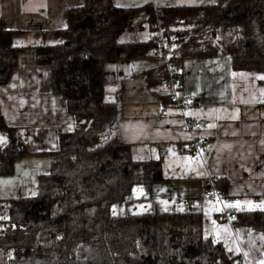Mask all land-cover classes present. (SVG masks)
<instances>
[{"label":"trees","instance_id":"obj_1","mask_svg":"<svg viewBox=\"0 0 264 264\" xmlns=\"http://www.w3.org/2000/svg\"><path fill=\"white\" fill-rule=\"evenodd\" d=\"M140 10L149 14L154 29L152 5L125 8L113 0H85L69 9L64 28L46 33L52 43L37 47L36 60L51 67L52 91L66 101L75 127L61 133L37 193L7 202L0 264L229 263L223 243L205 235L201 211H119L135 185L164 180L161 160L134 159L131 145L119 136L122 88L112 98L103 71L107 60L158 55L155 35L148 42L118 40L133 28ZM158 11L178 69L188 58L228 55L234 70L264 73V0H218ZM15 34L0 19V85L10 81L18 64ZM147 78L152 88L166 86L167 66L147 72ZM169 101L171 96L165 104ZM0 130L8 140L0 149V175L11 174L28 149L1 111ZM238 221L264 232V212L240 214Z\"/></svg>","mask_w":264,"mask_h":264},{"label":"crops","instance_id":"obj_2","mask_svg":"<svg viewBox=\"0 0 264 264\" xmlns=\"http://www.w3.org/2000/svg\"><path fill=\"white\" fill-rule=\"evenodd\" d=\"M84 1L0 0V19L6 28L16 31L18 53L10 81L0 85V111L7 125L19 130L28 149L15 160L11 174L0 175V228L7 219V202L37 193L40 176L51 169V153L58 150L61 133L75 127L66 101L52 91L51 67L37 62L36 49L50 43L46 33L64 28L69 9ZM217 1L113 3L125 8L152 5L158 9ZM153 36L149 14L140 10L133 18V28L121 33L118 40L148 42ZM163 65L158 55L103 63L112 98L122 88L119 136L131 145L134 159L161 160L164 174V180L150 186L135 185L119 211H201L205 235L223 243L230 256L228 264H258L264 260V232L240 221L223 220L221 201L217 197L206 199L204 194L215 185L228 195L240 196L241 205L264 202V73L234 70L228 55L185 59L179 69V94L194 96L197 102L183 116L174 102L165 104V98L171 96L168 84L155 88L149 84L147 72ZM185 117L198 120L202 126L187 128ZM0 138L2 149L8 140L1 130ZM193 140L204 146L201 154L184 150Z\"/></svg>","mask_w":264,"mask_h":264},{"label":"built area","instance_id":"obj_3","mask_svg":"<svg viewBox=\"0 0 264 264\" xmlns=\"http://www.w3.org/2000/svg\"><path fill=\"white\" fill-rule=\"evenodd\" d=\"M155 13L156 21L154 23L155 28L153 29V31L154 35L158 39L157 54L164 60L165 65L168 68V86L173 102L174 104L179 106L183 116H186L189 111V108L193 106L197 102V100L194 96L182 97L179 94L181 82L179 78V69L172 60L174 50L173 45L167 38L166 29L164 23L161 21V14L158 9H155ZM185 125L187 126V128H200L202 126V124L198 120H194L188 117H185ZM184 150L186 152H197L201 154L204 150V146L198 141L193 140L191 143L184 146ZM213 197H217L222 203V210L220 213L221 218L230 223L237 222L239 219V215L243 213L264 212V209H262L261 207L241 205L240 196L228 195L224 193L222 189L218 188L215 185L207 189L204 194V198L206 199H210ZM237 202H239V204H237ZM232 203L237 205L234 207L229 206V204Z\"/></svg>","mask_w":264,"mask_h":264},{"label":"snow or ice","instance_id":"obj_4","mask_svg":"<svg viewBox=\"0 0 264 264\" xmlns=\"http://www.w3.org/2000/svg\"><path fill=\"white\" fill-rule=\"evenodd\" d=\"M262 78H264V77H262ZM210 127H213V125H210ZM0 142H2V138H0ZM237 204H239V202H237ZM249 206H251V202H249ZM256 207H261L262 209H264V202H261V204L256 205ZM113 214H115V213H113ZM262 238H264V236H262ZM237 250H239V249H237ZM258 264H264V260H260L258 262Z\"/></svg>","mask_w":264,"mask_h":264},{"label":"rangeland","instance_id":"obj_5","mask_svg":"<svg viewBox=\"0 0 264 264\" xmlns=\"http://www.w3.org/2000/svg\"><path fill=\"white\" fill-rule=\"evenodd\" d=\"M50 43H52V41H51ZM107 138H108V133H105V134L103 135V137H102V140L104 141V140H106ZM116 208H117V207L114 208V211L116 210Z\"/></svg>","mask_w":264,"mask_h":264}]
</instances>
